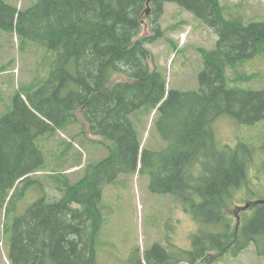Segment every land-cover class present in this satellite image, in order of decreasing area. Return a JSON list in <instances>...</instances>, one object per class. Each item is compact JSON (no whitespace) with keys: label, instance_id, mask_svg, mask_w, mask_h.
<instances>
[{"label":"trees","instance_id":"obj_1","mask_svg":"<svg viewBox=\"0 0 264 264\" xmlns=\"http://www.w3.org/2000/svg\"><path fill=\"white\" fill-rule=\"evenodd\" d=\"M166 2L217 36L214 48L201 52L197 90H167L150 70L145 45L152 38L139 36L143 13L149 3L154 23ZM0 31L14 33L21 50L35 44L44 51L41 78L19 87L0 116V209L11 264H97L102 190L136 172L149 177L151 192L179 200L200 228L189 251L155 244L137 249L127 264H216L250 246L264 257V187L249 174L256 149L243 142L218 147L213 126L222 116L247 127L264 122V90L229 88L226 75L227 67L264 54V21L226 18L219 0H36L25 10L0 0ZM153 31L160 34L156 23ZM143 108L155 112L159 149L142 147L132 117ZM77 126L105 141L99 144L107 155L86 162L70 184L63 172L72 140L58 144L64 149L50 153L53 161L44 146ZM50 165L47 179L60 194L54 201L31 178ZM21 185H33L39 198L17 214Z\"/></svg>","mask_w":264,"mask_h":264},{"label":"rangeland","instance_id":"obj_2","mask_svg":"<svg viewBox=\"0 0 264 264\" xmlns=\"http://www.w3.org/2000/svg\"><path fill=\"white\" fill-rule=\"evenodd\" d=\"M3 1L25 10L36 0ZM219 3L226 18H241L245 24L264 21V0H219ZM161 9V16L154 21L160 34L156 35L153 31L154 15L149 4L143 13L139 34L140 37L152 38L145 45L151 57L150 70H157L165 78L167 90H197V77L203 68L201 52L212 50L217 36L201 20L175 3L166 2ZM20 48L14 33L0 31V116L7 112L11 97L19 87L41 78L38 63L44 51L35 44H30L25 50ZM46 64L45 60L43 67ZM226 75L229 88L264 90V54L235 67H227ZM154 113L143 108L135 113L136 118L132 117L142 147L149 149H159L164 145L153 122ZM213 126L218 147H235L239 142L253 145L256 161L249 174L255 187L261 190L264 187V122L247 127L237 124L228 116H222ZM80 130V126L71 127L44 146L47 160H52L54 156L50 155L51 152L57 153L64 149L58 144L63 140L66 143L72 140L74 146L68 152L63 172L70 184L80 179L86 162H97L107 155L105 148L99 144L105 141L85 136ZM74 157L81 159L80 167L73 165ZM53 169L50 165L31 175L33 180L41 183L50 201L60 198L47 179V174ZM148 185L149 177L136 172L122 174L114 183L104 186L101 203L103 223L96 238L97 264H127L137 249L143 253L155 244L167 251L173 249L174 252L175 248L191 250V237L200 226L185 213L181 202L173 195L153 193ZM33 187L20 186L14 204L17 214L23 213L39 198L37 189L32 190ZM4 223L5 210L0 209V264H11ZM231 261L229 256H224L216 264H264V257H257L254 247L250 246L238 259Z\"/></svg>","mask_w":264,"mask_h":264},{"label":"water","instance_id":"obj_3","mask_svg":"<svg viewBox=\"0 0 264 264\" xmlns=\"http://www.w3.org/2000/svg\"><path fill=\"white\" fill-rule=\"evenodd\" d=\"M149 3H147L146 4V6L148 5ZM260 203H264V201L262 200V201H260ZM249 208V205H244V206H242V207H239L238 209H237V211H236V218H237V220H239V217H238V214H239V212L240 211H245V210H247Z\"/></svg>","mask_w":264,"mask_h":264},{"label":"crops","instance_id":"obj_4","mask_svg":"<svg viewBox=\"0 0 264 264\" xmlns=\"http://www.w3.org/2000/svg\"><path fill=\"white\" fill-rule=\"evenodd\" d=\"M239 256H241V254H240ZM239 256H238L237 258H235V259H238V258H239ZM235 259H232V261H231V262H234V260H235Z\"/></svg>","mask_w":264,"mask_h":264}]
</instances>
